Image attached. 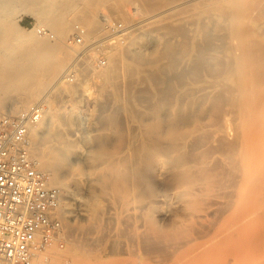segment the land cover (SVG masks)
<instances>
[{
	"label": "bare ground",
	"instance_id": "obj_1",
	"mask_svg": "<svg viewBox=\"0 0 264 264\" xmlns=\"http://www.w3.org/2000/svg\"><path fill=\"white\" fill-rule=\"evenodd\" d=\"M108 1L120 12L138 1L170 20L145 28L148 43L131 32L107 52L109 60L124 48L131 81L128 101L100 112L104 130L89 135L77 111L51 103L30 130L33 157L51 185L90 192L80 220L69 205L61 209L67 243L98 229L104 199L120 206L124 237L107 253L128 257L76 248L72 263L264 264V32L245 21L243 0H0V111L18 114L68 75L78 51L72 30L91 39L100 18L103 26L115 20L99 18ZM18 12L37 15L57 39L23 32L13 20ZM91 65L86 53L75 78ZM138 80L147 89L135 90ZM134 90L151 109L130 128L124 120L135 114Z\"/></svg>",
	"mask_w": 264,
	"mask_h": 264
},
{
	"label": "rangeland",
	"instance_id": "obj_2",
	"mask_svg": "<svg viewBox=\"0 0 264 264\" xmlns=\"http://www.w3.org/2000/svg\"><path fill=\"white\" fill-rule=\"evenodd\" d=\"M243 1L247 6L245 11V17L247 16V19H245V21L248 20L247 24H249V27L252 24L251 27L256 26L258 31L264 32V0ZM113 3L114 1H108L100 5L99 18L104 14H109L115 20L125 22V24L128 23L129 26H131V32L134 33L133 37H140L144 39L146 37L145 43H148L149 39L146 35L145 28L147 30L149 29L148 26L153 27V23H155V25H160L163 23L164 26L166 25V18L167 21L170 20V17L166 16V12L158 14V17V15H154L156 14L154 12H152L154 14H151L150 12L144 11L142 6L139 5L140 2L138 1H131L130 5L128 6L129 9H126V11L124 12L115 10L113 8ZM80 7L82 8L81 4L79 8ZM75 13L77 14V11ZM75 13H73L72 16ZM76 14L73 16L74 20L72 27L74 28L76 27V25L79 24ZM152 15L154 17H152ZM156 18H158V20ZM162 18L163 20H161ZM13 20L19 27V29H21L25 33L33 32L39 37H46L52 40L57 39L55 32L51 28L43 26L40 18L33 13L18 12L14 15ZM153 20L157 21L152 22ZM99 22L101 28L97 31H95L96 29L93 30L88 38H92L93 36L98 34L99 31L103 28L101 18L99 19ZM151 22L153 25H151ZM41 28H47L53 34V36L41 34L39 31ZM73 31L74 30H72V33ZM72 33L70 34V38L72 36ZM147 45L148 47L146 50H148L149 53L151 51L152 46H150V44ZM77 49V53L75 52L66 67L68 68V70L75 62L76 58L79 55V52L82 51L81 47H77ZM123 49L124 48L122 47L121 50L123 51ZM121 50L110 54L111 59L109 58L108 64L106 66L93 64L91 65L89 72H84V74L81 75L79 74L78 76H76V78H73L72 80L69 75V72L66 73V75H68L63 77L61 81H59V83L55 86V88L59 87L58 89L60 90H57V92H55L54 88L51 92L46 91V93H44L47 94L49 92L47 94L49 96H46L48 97L47 104L49 105V103H51V105L61 110L77 111L80 114V123H82V126L88 127V125H90V127L88 128L89 135L104 130V127H102V125L98 122L100 112L102 111L106 114L111 112V107L113 106V104L115 105L116 102L128 101L130 95L129 90L131 74L129 69L127 68V63L131 59L127 54L122 55L119 52ZM108 71L114 72V80L112 82H107V80L105 79V75ZM139 89H147L146 84L143 83L141 80H138L135 90L139 91ZM135 90L134 93H137L138 91ZM136 93L135 95H137V97H134L135 103L133 108L135 114L124 120V125L126 127L128 125V127L130 128L139 127V125L146 120L147 112L151 109V102L146 98L141 99L139 93ZM44 94L39 99L29 102L25 106H29L30 104L38 102L39 100L44 98ZM3 108L5 107H1V109ZM22 108L19 109V113L21 112ZM4 111L8 112V110ZM88 118H90V120H88ZM46 173L51 177L49 172L46 171ZM67 177L70 178L69 175ZM84 188H78V186H73L70 192L65 189H61V191L63 192L64 206L69 205V208L73 209L74 212L72 213V215L76 217V220H80V215L84 212L85 206L82 205V203L84 202L83 199L85 200L88 196V193L90 194L88 188ZM108 200L109 199L103 200L101 207L102 211L100 214V226H98V229L95 228L89 232H79L74 234L72 236V239H74V242H72L73 244L67 243L62 248L58 245H53L47 250L46 254L42 258H39L35 261V264H66L67 260H70L71 264H73L72 254L73 250L76 248L81 249L82 252H84L87 256L92 255L91 257H94L99 253H101L100 256L103 257H108L110 255L108 257H111L110 259L128 257V254L126 252L123 253L119 250L114 254L107 253V251L109 250L108 247L111 246V242L119 241V239L122 240L123 238L121 237H124L121 234L122 232L120 230L122 229V226H120L122 224H120L121 222L117 220L118 217H120L119 215L121 213L120 206L118 207L117 203H111ZM118 221L120 222V225L117 223Z\"/></svg>",
	"mask_w": 264,
	"mask_h": 264
},
{
	"label": "built area",
	"instance_id": "obj_3",
	"mask_svg": "<svg viewBox=\"0 0 264 264\" xmlns=\"http://www.w3.org/2000/svg\"><path fill=\"white\" fill-rule=\"evenodd\" d=\"M131 30L119 20H104L99 33L85 39L78 26L70 45L82 51L69 70L71 80L86 53L94 65L106 66L107 52L123 44ZM39 31L53 36L47 28ZM47 100L44 97L18 114L0 112V264H35L52 245L67 244L63 192L40 169L30 139L31 128L47 110Z\"/></svg>",
	"mask_w": 264,
	"mask_h": 264
}]
</instances>
